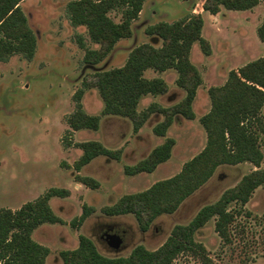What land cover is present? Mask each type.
Returning <instances> with one entry per match:
<instances>
[{
    "label": "rangeland",
    "instance_id": "1",
    "mask_svg": "<svg viewBox=\"0 0 264 264\" xmlns=\"http://www.w3.org/2000/svg\"><path fill=\"white\" fill-rule=\"evenodd\" d=\"M70 1L72 0H22L20 8L36 37L35 54L31 61L12 56L6 63H0V209L17 210L51 188L68 189L70 193L67 198H52L50 201L53 212L63 220V224L43 225L32 235L37 243L49 249L47 264H63L60 252L76 248L79 235L92 238V234L97 233L93 229L96 219L109 224L123 223L133 237L132 248L141 245L147 250H155L167 239L174 226L188 224L203 206L217 201L225 190L234 187L244 175L256 169L249 163L220 167L175 213L154 220L153 227L158 229L156 233L151 230L145 234L140 233L136 219L131 214H103L102 209L115 204L120 196L142 192L146 190V184L176 175L185 162L200 152L204 142L201 134H196L190 144L188 135L178 130L181 129L180 124L178 129L172 128L169 133L170 137L179 139L174 154L156 173L147 177L124 178L118 172L126 162L129 163L128 157L116 165V168H106L101 157L86 168L82 177L94 176L91 178L98 181L100 187L96 190L103 198L93 196L94 192L83 185L80 189L75 188L74 163L79 160L81 152L74 144L84 142L90 136L83 132L76 135L72 133L69 137L66 134L69 131L66 118L74 110L72 97L81 88L83 79L95 71L121 67L131 49L150 43V38L144 33L149 25L162 21L174 22L190 13L203 15L205 27L202 37L205 38L206 35L212 41L215 52L213 54L212 51L211 57H220L222 63L215 65L219 75L222 74V65H226L227 69L245 65L264 56V45L247 51L242 48L244 34L252 42V46L253 42L260 43L256 28H259L264 18V0H260L254 10L246 13L221 8V14L216 18L203 11L205 0H146L140 17L132 23V37L121 40L115 51L94 67L84 65V52L78 48L75 39L77 35H81L89 48L96 49L98 46L89 41L84 27H73L69 23L65 7ZM108 15L115 22L121 19L120 9H114ZM244 18L249 19V22ZM223 45L225 47L221 48ZM253 57L256 59H251ZM214 59L209 62L202 55L199 46H195L193 61L204 80V91L222 81L211 74L213 69L210 64H213ZM152 75L151 70L144 74L147 79ZM175 78L173 72L166 74L168 92L159 99L165 108L177 104L185 96L183 90L180 94L174 83ZM204 91L200 89L199 102L205 95L208 98ZM171 93H175L172 102L166 98ZM81 105L85 113L101 115L103 104L95 89L84 91ZM143 105L144 103L141 107ZM196 113L200 114L197 107ZM106 117L108 116L102 117L101 127L94 137L116 147L115 140L109 139L107 133L114 123ZM260 117L264 118V107L260 111ZM197 124L198 118L193 122L194 127ZM115 127L119 129V137L114 139L119 140L126 134L125 139L130 138L128 127L114 125L112 128ZM252 131L258 134L255 126ZM120 141L122 144V139ZM258 141L263 153L260 168H264V136L258 134ZM67 143L70 145L66 146ZM128 143L130 140L125 141L126 145ZM147 144L140 146L137 157L144 156L148 150L145 146ZM107 170H112L113 173L116 171L112 175L111 185L107 181ZM111 186L115 189L114 192H110ZM82 205L93 207L94 212L79 224L75 221L82 212ZM231 207L234 208L232 205ZM72 221L75 226L71 225ZM194 239L202 244L213 264H264V186L253 192L241 213L235 216L230 226L228 243L224 244L214 232V220L199 229ZM98 251L106 257H126L129 254V250L119 255L108 254L99 247ZM199 257L189 253L182 254L173 264H202Z\"/></svg>",
    "mask_w": 264,
    "mask_h": 264
},
{
    "label": "trees",
    "instance_id": "2",
    "mask_svg": "<svg viewBox=\"0 0 264 264\" xmlns=\"http://www.w3.org/2000/svg\"><path fill=\"white\" fill-rule=\"evenodd\" d=\"M145 1L68 2L65 14L71 26L84 27L89 41L98 46L96 49L89 48L85 39L77 35L76 44L84 52L82 62L91 67L97 66L120 40L132 37V23L139 18ZM259 1L205 0L202 9L209 15L218 14L221 8L247 11L256 7ZM21 2L0 0V63H6L12 56L31 61L35 54L36 37L20 8ZM114 9L121 11L119 22L108 15ZM203 24L200 14L190 13L174 22L162 21L146 27L144 33L150 38V43L131 49L121 67L95 71L83 79L81 88L72 97L74 110L66 118L69 126L66 134L70 137L72 131H96L99 128L100 116H90L82 110L83 93L91 88L97 90L103 102L101 115L128 119L134 132L152 114L163 116V120L153 128V133L160 137L165 136L175 118L193 120L192 103L202 78L190 61L191 48L197 43L203 55L211 54L209 42L202 37ZM257 34L264 41V18ZM147 70L158 73L175 71V84L185 92L184 98L169 108L153 103L137 112L142 97L167 92V85L162 79L144 77ZM207 95L210 110L198 120L206 135L203 149L185 162L176 175L155 182L142 192L122 196L115 204L104 207L103 214H131L140 230L147 231L156 218L175 213L220 167L249 163L256 169L244 175L234 187L225 190L217 201L203 206L188 224L174 226L167 239L155 250L150 251L139 245L126 257L109 258L100 254L88 237L79 235L76 248L60 252L63 264H173L177 257L186 253L199 255L202 264H213L202 244L194 239L197 231L214 220V232L224 244L228 243L235 216L241 213L253 192L264 186V168H260L263 153L258 141V134L264 136V118L260 117L264 106V56L230 71L225 83L208 88ZM254 126L258 134L252 131ZM174 144L173 139L167 138L145 159L133 166H125L124 174L132 176L153 172L159 164L169 159ZM74 147L82 152L74 163L76 171L99 156L120 161V150L110 151L99 142L75 143ZM74 180L91 190L99 188L98 182L89 177L75 176ZM68 196L67 189L51 188L17 210L1 208L0 264H46L49 249L37 243L32 235L42 225L63 224L49 201ZM81 209L82 213L75 221L79 224L94 212L87 205H82ZM75 222L72 221L71 225L75 226Z\"/></svg>",
    "mask_w": 264,
    "mask_h": 264
},
{
    "label": "crops",
    "instance_id": "3",
    "mask_svg": "<svg viewBox=\"0 0 264 264\" xmlns=\"http://www.w3.org/2000/svg\"><path fill=\"white\" fill-rule=\"evenodd\" d=\"M258 6V5H257ZM256 6V7H257ZM256 7H254V8H252L251 10H254ZM225 10V9H224ZM236 12H250V10H247V11H236ZM221 13H218V14H216V15H211V16H213V18H216L217 16H219ZM203 16V15H202ZM225 16V15H224ZM139 17H140V15H139ZM244 20L245 21H248L249 22V19H247V18H244ZM203 21H204V19H203ZM205 27V21H204V24H203V28ZM258 28H256V30H257ZM220 30L217 28V32H219ZM202 34H204V31H203V29H202ZM205 36V38H207L206 37V35H204ZM150 40V39H149ZM208 42H209V44H210V47H211V54H212V51H213V54H214V50H213V48H212V41L210 40V37L209 38H207L206 39ZM258 40H259V37H258ZM119 42H121V40L119 41ZM119 42L115 45V47H114V49L111 51V53L110 54H112L114 51H115V49H116V47L118 46V44H119ZM259 42L260 43H256V44H254V42H253V46H252V42H250V40L248 39V38H246L245 37V34L243 35V37H242V48H243V50H250V49H252V48H255V47H258V46H263L264 45V41H261V40H259ZM196 45H198L197 43H195V44H193V46H192V48H191V52H190V61L195 65V63H194V61H193V53H194V51H195V46ZM225 46L223 45V47L221 46V48H224ZM219 51V50H218ZM202 53V52H201ZM260 53V52H259ZM109 54V55H110ZM209 55V56H205V55H203V56H205V57H207V60L210 62L212 59H214V57H211L212 55ZM218 55H220V53L218 52ZM251 59H256V58H251ZM207 61V62H208ZM124 62H125V59L123 60V63H122V65L124 64ZM213 64H210V66H211V68L213 69V71H211V74L212 75H214L215 77H216V79H219V81L220 80H222L221 82H219V84L217 85V86H221V85H223L224 83H225V81H226V79H227V75H228V73L230 72V71H232V70H237L236 68H239V67H241V66H243V65H239L238 67H236V68H231V69H227L226 68V65L224 66V65H222L221 66V69H222V74H220L219 75V72L217 71V69H216V64H220V63H222L221 62V60H220V57L219 58H215L214 60H213V62H212ZM122 65H120V66H122ZM195 67L196 68H198V66H196L195 65ZM151 71H153V70H151ZM199 71V70H198ZM146 72V71H145ZM145 72H144V74H145ZM168 72H173V74H175V77H176V73H175V71H173V70H168V71H165V72H162V73H158V72H154L153 71V75H152V77L151 78H148V79H153V78H160V79H162L164 82H165V84L167 85V92H168V88H169V83L167 82V79H166V74L168 73ZM200 73V72H199ZM201 75V74H200ZM145 77V76H144ZM146 78V77H145ZM202 78V77H201ZM176 79V78H175ZM174 83H175V80H174ZM204 83V80L202 79V84ZM202 84H201V86H199V88L197 89V91H196V95H195V98H194V100H193V103H192V111H193V113H194V115H195V120L198 118H200V117H202L203 115H205L206 113H208V111L210 110V101H209V98H207L206 97V95H205V97H204V99H202V101H198L199 100V98H198V94H199V92H200V89L202 88L203 89V91H204V88H203V86H202ZM176 85V84H175ZM178 90L180 91V94H182L183 93V91H182V89H180V88H178ZM207 90H208V88H207ZM207 90H205L203 93H206L207 94ZM166 92V93H167ZM166 93L165 94H163V95H155V96H152V95H147V96H144V97H142L141 98V100L139 101V103H138V105H137V112H141V111H143V110H145L150 104H153V103H155V104H157L158 106H160V107H162V108H165V106H162L161 105V103H160V98H162V96H164V95H166ZM208 96V95H207ZM174 97H175V93H171V94H168L167 95V100L168 101H173L172 99H174ZM179 99H180V96H179ZM142 103H144V105L141 107V104ZM199 104H201V105H199ZM196 107L197 108H199V112H200V114L198 115L197 113H196ZM264 107V106H263ZM106 119L107 120H109L111 123H114V125H116V126H121V125H125V127H128V132H129V135H130V138H126L125 139V136L127 135H124V136H122L121 137V139H122V144H121V139L119 138V140H116V139H114L115 137H119V135L117 134L116 135V133H117V131L119 130L118 128H112V127H114V125L110 128V130H109V132L110 133H113V134H111V135H115V136H113L112 137V139L113 140H115V142L114 143H116V147L115 146H109V145H107L104 141H101V140H99L98 138H96V137H94V136H96V134H97V132L98 131H89V130H80V131H76V132H74V134L76 135V134H80V133H86L87 135H89L90 137L89 138H87L85 141H87V140H91V141H97V142H99V143H101L105 148H107V149H110L111 148V150H115V149H121L122 150V156H121V160L119 161V162H115V161H112V160H107V159H103L104 161V163L106 164L105 166H106V168H110L111 166H115V168H116V165H118V164H120V162L121 161H125V158L126 157H128L129 159H130V161H131V159H132V161L130 162V161H128L129 163H127L126 162V164H124V166H133V165H135L138 161H140V160H142L143 158H145L156 146H158V145H161L163 142H164V140L166 139V138H170V139H173L174 141H175V144H174V146L172 147V150H171V155H170V157H169V159L166 161V162H164V163H161V164H159L156 168H155V170L153 171V172H151V173H139V174H136V175H132V176H127V175H125L124 173H123V167H122V170L121 169H119V172H118V174H122V176L124 177V178H137V177H139V176H146L147 177V175H151V174H153V173H156L158 170H160V168H162V166H164L166 163H168L169 161H170V159L172 158V156H173V154H174V151H175V149H176V147H177V145H178V138H174V137H170L169 136V133H170V129H172V128H177L178 129V126H180V124H181V129L179 128L178 130H180V131H183L184 133H185V135H188V139L187 140H189V142H190V144L191 143H193V139H194V136L196 135V134H201V136H202V138H203V142H204V145H205V143H206V135H205V132H204V130L202 129V127H201V125L200 124H197V127H194V125H193V122L195 121L194 119L193 120H187V119H184V118H182V117H177V118H175L174 119V121L172 122V124L168 127V129H167V131H166V133H165V136L164 137H160V136H157V135H155V134H153V128H154V126L156 125V124H158V123H160L162 120H163V116H161L160 114H152L147 120H146V122L141 126V128H139V130L136 132V133H133L132 132V123L128 120V119H126V118H121V117H116V116H108V117H106ZM102 121H103V118L101 117V120H100V127H101V124H102ZM177 126V127H176ZM117 129V130H116ZM119 133V132H118ZM143 139H145V142H144V140ZM126 140H130V143H128L127 145L125 144V141ZM129 142V141H128ZM146 143H148L147 145H145L147 148H148V150H146V153L144 154V156H141V157H139V155H138V157H137V152H138V149L140 148V146L141 145H143V144H146ZM152 143L155 145H153V146H151L152 145ZM118 144H121V145H118ZM204 145H203V147H204ZM151 146V147H150ZM110 147V148H109ZM118 147V148H117ZM203 147H202V149H203ZM201 149V150H202ZM200 150V151H201ZM101 159V157H98V158H95L94 160H92L88 165H86L85 167H83L82 168V170L79 172V175L80 176H82V174H85L84 173V170L87 168V167H89V166H91V164H93V162L94 161H96V160H100ZM83 171V172H82ZM108 171V173H107V175H106V177H107V181H109L108 183H110V185L112 184V181H113V179H112V175H114L115 174V172L113 173L112 172V170L111 171H109V170H107ZM124 174V175H123ZM91 177H94V176H91ZM122 177V178H123ZM167 179V178H166ZM123 181V180H122ZM155 182H158V180L157 181H155ZM155 182H150V183H148V184H146L145 186H144V189H147V188H149L152 184H154ZM74 184H75V188H77V189H80L81 187H82V185L81 184H79V183H75L74 182ZM100 187V186H99ZM111 191L110 192H114V190L115 189H113V186H111ZM116 188V187H115ZM117 189V188H116ZM91 191H93L94 192V194L95 195H93V196H97L98 198L100 197V198H103L102 197V195L99 193V191L98 190H91ZM117 191V190H116ZM86 192H88V191H86ZM51 201V200H50ZM50 201H49V203H50ZM43 226V225H42ZM41 227V226H40ZM36 231V230H35ZM34 231V232H35ZM46 264H47V260H46Z\"/></svg>",
    "mask_w": 264,
    "mask_h": 264
},
{
    "label": "flooded vegetation",
    "instance_id": "4",
    "mask_svg": "<svg viewBox=\"0 0 264 264\" xmlns=\"http://www.w3.org/2000/svg\"><path fill=\"white\" fill-rule=\"evenodd\" d=\"M146 36V35H145ZM86 67H91V66H88V65H86V64H84ZM99 65V64H98ZM210 88V87H209ZM91 89H94V88H91ZM88 90H90V89H88ZM96 90V89H95ZM97 91V90H96ZM102 101V100H101ZM102 104H103V102H102ZM103 109V108H102ZM102 112V111H101ZM87 114V113H86ZM87 115H89V114H87ZM90 116H100V120H101V117H103L102 115H90ZM199 120V119H198ZM69 129V128H68ZM100 129V121H99V128L96 130V131H98ZM80 131V130H79ZM89 131H93V130H89ZM74 132H76V131H72V133H74ZM132 132L133 133H136V132H134L133 131V128H132ZM108 137H109V139H111L113 136H115V135H111V134H113V133H110L109 132V130H108ZM81 134V133H80ZM154 134V133H153ZM116 135H117V133H116ZM167 139V138H166ZM165 139V140H166ZM164 140V141H165ZM87 141H91V140H87ZM87 141H84V142H87ZM95 142H97V141H95ZM79 143H81V142H79ZM163 144V143H162ZM159 146V145H158ZM157 147V146H156ZM155 147V148H156ZM77 149V148H76ZM107 149V148H106ZM108 150H110V151H118V150H120L121 151V156H122V150L121 149H117V150H111V149H108ZM78 151L79 152H81V150L80 149H78ZM151 153V152H150ZM149 153V154H150ZM81 154H82V152H81ZM148 154V155H149ZM147 155V156H148ZM81 156V155H80ZM146 156V157H147ZM99 157H102L103 159L105 158V159H107V160H111V159H108V158H106L105 156H99ZM145 157V158H146ZM96 158H98V157H96ZM145 158H143V159H145ZM95 159V158H94ZM93 159V160H94ZM142 159V160H143ZM120 160H121V157H120ZM112 161H115V160H112ZM141 161V160H140ZM140 161H138V162H140ZM115 162H119V161H115ZM137 162V163H138ZM136 163V164H137ZM88 165V164H87ZM92 165V164H91ZM86 166V165H85ZM85 166H83V167H85ZM82 167V168H83ZM125 167V166H124ZM123 167V168H124ZM82 168L79 170V171H76L75 169V171H76V173H75V175L76 176H80L79 175V172L82 170ZM84 171H86V169L84 170ZM124 173V172H123ZM85 176V175H84ZM82 177V176H81ZM88 177V176H87ZM89 178H91V177H89ZM171 178V177H170ZM93 179V178H92ZM168 179V178H167ZM94 180H96V178L94 179ZM165 180V179H164ZM97 181V180H96ZM161 181V180H160ZM98 182V181H97ZM75 183H78V182H76L75 181ZM80 184V183H79ZM82 185V184H81ZM68 190V189H67ZM89 190H91V189H89ZM69 191V190H68ZM139 193V192H138ZM130 194H134V193H130ZM69 195H70V193H69ZM127 195V194H126ZM122 196H124V195H122ZM122 196H120V198L122 197ZM67 198V197H66ZM61 199H64V198H61ZM50 204V203H49ZM93 208V207H92ZM82 210V209H81ZM82 213V212H81ZM81 215V214H80ZM57 216V215H56ZM61 219V218H60ZM62 220V219H61ZM63 221V220H62ZM153 223H154V221L150 224V226H149V228L147 229V231H141L140 230V228H139V226H138V228H139V230H140V233H142V234H145V233H147L149 230H151L152 232H157L158 231V229L154 226L153 227ZM55 225H60V224H55ZM93 226H94V230L97 232V233H95V234H92V238L91 237H89V239L93 242V244L95 245V247L97 248V250H98V247H99V249H101L103 252H107L108 254H114V255H119L120 253H122V252H124V251H126V250H129V254L131 253V251L136 247V246H134L133 248L131 247V243H132V240H133V237L132 236H130L131 235V232L129 231V229L127 228V227H125V226H123V223L121 224H119V223H115V224H109V223H105L104 222V220H101V219H96L95 220V222H93ZM84 236V235H83ZM131 237V238H130ZM78 245V244H77ZM137 246H139V245H137ZM77 247V246H76ZM99 252V251H98ZM101 254V253H100ZM128 254V255H129ZM103 256H105V255H103ZM116 257H119V256H116ZM109 258H115V256L114 257H109Z\"/></svg>",
    "mask_w": 264,
    "mask_h": 264
}]
</instances>
